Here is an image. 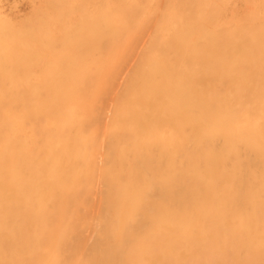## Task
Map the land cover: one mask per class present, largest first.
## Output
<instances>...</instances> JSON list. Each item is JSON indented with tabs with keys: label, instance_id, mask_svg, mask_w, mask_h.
I'll use <instances>...</instances> for the list:
<instances>
[{
	"label": "bare ground",
	"instance_id": "1",
	"mask_svg": "<svg viewBox=\"0 0 264 264\" xmlns=\"http://www.w3.org/2000/svg\"><path fill=\"white\" fill-rule=\"evenodd\" d=\"M2 6L0 264H264V0Z\"/></svg>",
	"mask_w": 264,
	"mask_h": 264
},
{
	"label": "rangeland",
	"instance_id": "2",
	"mask_svg": "<svg viewBox=\"0 0 264 264\" xmlns=\"http://www.w3.org/2000/svg\"><path fill=\"white\" fill-rule=\"evenodd\" d=\"M48 1V0H47ZM46 0H0L3 13L9 17L8 19L14 22V25H24L33 20V13L41 7ZM38 8V9H37ZM5 16V15H4ZM11 22V23H12Z\"/></svg>",
	"mask_w": 264,
	"mask_h": 264
}]
</instances>
